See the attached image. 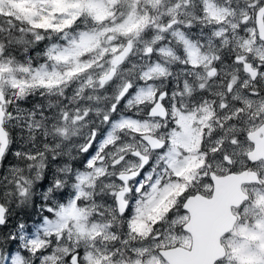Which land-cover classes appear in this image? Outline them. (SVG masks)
I'll use <instances>...</instances> for the list:
<instances>
[{
    "label": "clouds",
    "instance_id": "1",
    "mask_svg": "<svg viewBox=\"0 0 264 264\" xmlns=\"http://www.w3.org/2000/svg\"><path fill=\"white\" fill-rule=\"evenodd\" d=\"M163 3L173 8L176 4L180 5L175 9L172 20L167 22L173 26L168 28L166 22L161 20L160 25L164 30L156 32L159 40L155 44L150 40L147 44L143 41L137 44L136 50L131 53L134 59L122 63L108 80L104 76L113 68L110 63L112 57L101 59L96 52L86 53L80 62L88 65V68L75 76H68V67L59 65L53 69V62L46 56L47 48L52 44L67 43L62 33L41 32L43 39L36 41L28 31L27 24L0 17V21H7L2 24L3 28L13 29L12 35H19V28L23 27L26 39L32 41L16 44L7 30L0 32V45L7 49L0 60L11 57L14 66L28 68L47 64L50 71L60 72L65 77L59 85L34 83L23 93L19 85L10 82L7 74L0 78V264H52L49 257L53 255V250L57 264H73L68 256L78 255L77 249H82L85 243L78 242L74 221L54 231L39 235L35 233L45 220H55L56 212L68 205L70 200L81 207L89 205L87 199L81 202L79 189L75 187L79 183L78 173L92 172L95 175L96 168L104 170L106 179L101 182L110 187L101 188L98 183L94 188L85 190L94 192L97 197L103 192L108 206H114L112 194L125 186L129 188L128 199L133 203L143 195L141 187L144 192L150 190L145 176L157 165V157L162 150H152L135 128L125 126L119 129L111 144L104 145L102 155L89 156L93 140L101 133L105 134L106 139L113 121L123 118L167 125L168 121L158 113L154 115L151 109L155 104L164 106L169 101L174 103L181 99L186 80L197 88L200 83L211 80L206 87L213 89L214 85L213 90L219 93L220 103L224 104L230 103V90L225 82L232 85L233 95L237 92L243 95L245 88L253 90L257 87L255 78L239 67L231 66L230 71L218 69L219 80H212L207 75L214 65L200 66L198 70L187 67L190 59L184 43L177 41L172 33L183 32L190 43L207 45L209 37L201 35L203 21L198 14L199 0H163ZM0 8L9 11V0H2ZM161 11L164 9L161 8ZM241 19L237 18V25ZM85 27L87 25H82L75 31H82ZM248 38L255 41V30ZM148 46L153 48V53L145 51ZM240 54L245 55L242 50ZM155 64L163 67V74L144 80L143 71ZM13 75L21 82H29L32 78V73L25 71H16ZM259 75V86H264V73ZM130 85L151 89L152 99L141 101L139 105L132 100L130 106L128 97L121 96L123 89ZM172 91L177 93L176 97L168 95ZM215 100L213 96L210 102ZM65 129L66 132L63 131ZM164 131L165 128L161 127L158 133ZM137 153L147 156V162ZM225 154L230 156L231 164L210 152L207 163L211 167L201 168L193 180L177 177L174 173L171 177H164L166 182L186 187L179 196L174 197L176 203L164 222L155 226L156 232L161 235L164 232L175 236L186 235L183 222L173 224L172 221L188 215L184 205L190 197L204 194L196 189L212 183L211 176L217 171V165L222 170L228 169L217 174L237 175L243 171L239 155H231V150ZM162 170L161 162L155 171L162 174ZM255 171L256 180L241 183L242 199L232 208L231 228L219 239L221 254L215 264H241V257L253 260L255 264H264V200L258 196V193H264V174L259 169ZM132 172L143 174L133 177ZM122 174L128 175L129 181L123 182ZM97 179L100 180V177ZM96 202L100 203L99 200ZM115 229V239L105 242L103 237H97L96 241L87 243L96 244L97 247L115 245L125 257L132 255L130 249L133 247L147 248L157 255L164 250L161 248L157 251L155 241L149 237L126 234L118 221L115 222Z\"/></svg>",
    "mask_w": 264,
    "mask_h": 264
},
{
    "label": "snow or ice",
    "instance_id": "2",
    "mask_svg": "<svg viewBox=\"0 0 264 264\" xmlns=\"http://www.w3.org/2000/svg\"><path fill=\"white\" fill-rule=\"evenodd\" d=\"M9 3L11 14L0 8V17H7L8 21L15 20L18 24H27L28 31L36 41L43 39L41 32L63 34L67 43L52 44L46 51L47 58L53 62V69L64 65L70 69L67 75L75 76L88 68V65L81 64V57L86 53L96 52L101 59L112 57L110 63L113 68L105 74V80L110 79L122 63L134 59L131 53L141 41L147 44L150 40L155 44L160 38L156 32L164 30L160 21L164 20L167 27L171 28L173 24L167 22L172 20L175 9L180 7L179 4L175 8L165 5L163 0H26L23 4H14L9 0ZM198 14L203 21L201 35L209 37L206 46L190 43L183 32L172 33L177 41L184 43L186 55L190 59L187 67L198 70L200 66L214 65L207 73L212 80L220 79L217 76L218 69L230 71L231 66L239 67L255 78L257 87L253 90L245 88L243 95L239 92L233 95L232 85L225 82L230 90V103L224 104L220 103L219 93L213 90L214 85L213 89L206 87L211 80L200 83L198 88L186 80L183 83L184 91L180 94L181 99L174 103L169 101L164 106L155 104L151 109L154 115L158 113L160 117H164L168 121L167 125L121 118L112 122L106 139L104 133L96 137L90 146L89 156L97 153L102 155L104 145H110L115 138L114 134L125 126L135 128L152 150H162V154L157 157V165L145 176L150 190L144 192L141 187L143 195L135 203L128 199L127 186L112 194L114 206L105 203L103 192L97 197L94 192L85 190L94 188L98 183L101 188L110 187L101 182L106 179L102 168H96L95 175L92 172L77 174L79 183L75 187L79 189L81 202L87 199L89 205L81 207L70 200L68 205L56 212L55 220H45L35 233L39 235L41 232L54 231L74 221L78 242L85 243L82 249H77L78 255L68 256L73 264H177L176 257L167 249H176L177 245L182 247L189 239L198 240L207 218L215 211L222 210L224 223L211 235L215 254L219 256L221 250L216 237L232 226V206L239 204L242 199L241 183L256 180V169L264 174V119H261L264 117V86H259V73H264V23H258L264 22V0H199ZM237 18H242L239 25L235 22ZM4 22L7 21H0V32L7 30L13 43L32 42L26 39L23 27L19 28V35H12L11 27H2ZM82 25L87 27L76 32L75 29ZM252 30H255V41L248 38ZM241 50L245 55L240 54ZM145 51L151 54L153 48L148 46ZM6 53L7 49L0 45V56ZM132 67L135 68L136 65L133 64ZM16 71L31 72V81H17L13 75ZM163 72V67L155 64L143 71V78L148 80ZM5 74L11 83L20 86L22 93L34 83L59 85L65 78L60 72L50 71L47 64L37 68L14 66L11 57L0 60V78ZM243 82L242 80L241 83ZM168 95L176 97L177 93L172 91ZM121 96L128 97L131 106L132 100L137 105L141 101L151 100L153 93L151 89L130 85L123 89ZM213 96L216 100L210 102ZM161 127L165 131L158 133ZM229 150L231 155L241 157L239 162L243 171L237 175L217 174L227 172L228 169L222 170L219 165L216 166L217 171L211 176L212 183L205 187L207 198L202 195L192 196L184 205L188 215L172 221L173 224L183 222L187 235L175 236L169 232L161 235L156 232L155 226L164 222L176 203L174 197L179 196L186 187L166 182L164 177H171L174 173L177 177L193 180L201 168L211 167L207 163L210 152L231 164L230 156L225 154ZM136 155L147 162V156L140 153ZM161 162L163 170L162 174H158L155 168ZM141 174L143 173H131L133 177ZM121 179L127 182L129 176L122 174ZM226 183L235 185V195L231 198L225 188ZM258 196L264 200V193H258ZM117 221L123 225L126 234L149 237L155 241L157 251L161 248L164 250L157 255L150 249L133 247L130 249L132 255L125 257L115 245L97 247L96 244L87 243L96 241L97 237H103L105 242L115 239ZM54 253L55 250L49 259L52 264H57ZM240 259L241 264H255L253 260L243 257Z\"/></svg>",
    "mask_w": 264,
    "mask_h": 264
},
{
    "label": "water",
    "instance_id": "3",
    "mask_svg": "<svg viewBox=\"0 0 264 264\" xmlns=\"http://www.w3.org/2000/svg\"><path fill=\"white\" fill-rule=\"evenodd\" d=\"M225 188L229 198L235 195L234 184L226 183ZM199 195L205 196V198H207L206 194ZM222 223H224L222 210H217L212 213L202 225L199 239H191L192 244L190 248L177 245L176 249L169 248L167 251L176 257L177 264H215L218 255L215 254L216 250L211 240V235ZM223 234L224 232H221L220 235L216 237V243L219 244V239Z\"/></svg>",
    "mask_w": 264,
    "mask_h": 264
},
{
    "label": "rangeland",
    "instance_id": "4",
    "mask_svg": "<svg viewBox=\"0 0 264 264\" xmlns=\"http://www.w3.org/2000/svg\"><path fill=\"white\" fill-rule=\"evenodd\" d=\"M20 1H21L22 3L26 2V0H12V2H13L14 4H17V2H20ZM196 191H202V192L205 193V188L198 186L197 189H196ZM185 232H186V231H185ZM186 235H187V232H186ZM241 239H244V237H241ZM190 243H191V239H189L188 242H187V244H185L184 246L189 247V246H190Z\"/></svg>",
    "mask_w": 264,
    "mask_h": 264
},
{
    "label": "trees",
    "instance_id": "5",
    "mask_svg": "<svg viewBox=\"0 0 264 264\" xmlns=\"http://www.w3.org/2000/svg\"><path fill=\"white\" fill-rule=\"evenodd\" d=\"M17 4H23V3L20 1V2H17ZM8 12H9V14H11V9Z\"/></svg>",
    "mask_w": 264,
    "mask_h": 264
},
{
    "label": "flooded vegetation",
    "instance_id": "6",
    "mask_svg": "<svg viewBox=\"0 0 264 264\" xmlns=\"http://www.w3.org/2000/svg\"><path fill=\"white\" fill-rule=\"evenodd\" d=\"M262 23H264V22H262ZM197 192H202V191H197ZM202 193H204V192H202ZM204 194H206V193H204ZM191 244H192V240H191V243H190L189 248L191 247ZM186 247H187V246H186Z\"/></svg>",
    "mask_w": 264,
    "mask_h": 264
}]
</instances>
